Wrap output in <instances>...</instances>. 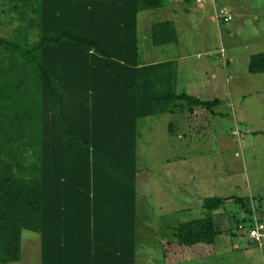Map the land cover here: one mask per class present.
<instances>
[{"label":"trees","instance_id":"1","mask_svg":"<svg viewBox=\"0 0 264 264\" xmlns=\"http://www.w3.org/2000/svg\"><path fill=\"white\" fill-rule=\"evenodd\" d=\"M0 1V264L20 259L24 229L40 234L41 264H135L137 121L219 100L178 94L173 62L140 60L137 14L163 0ZM149 39L176 43L174 22ZM248 71L264 72V52ZM218 233L212 216L174 230L180 246Z\"/></svg>","mask_w":264,"mask_h":264},{"label":"rangeland","instance_id":"2","mask_svg":"<svg viewBox=\"0 0 264 264\" xmlns=\"http://www.w3.org/2000/svg\"><path fill=\"white\" fill-rule=\"evenodd\" d=\"M237 1L239 10L233 15L227 10L232 17L228 22L216 18L222 8L218 2L215 10L210 4L199 14L195 0L179 4L163 0L162 7L137 14L140 60L144 61L148 47L152 53L158 50L150 43L148 27L174 20L187 59L212 61L216 85L209 86L201 98L219 102L209 118L214 132L208 128L209 134L184 141L177 136L178 111L137 121L135 264H264V245L248 238V220L236 221L242 208L235 200L247 199L249 189L255 196L264 194V72L248 71L251 56L264 52V0ZM178 15L185 18L183 23H178ZM9 26L0 24V34ZM174 44L160 53L173 51L178 56V40ZM224 58L234 63L224 65ZM223 196L229 198L221 205L229 219L215 221L219 233L214 242L180 246L175 227L215 216L216 212L202 208V201ZM263 203H251V212L264 209ZM240 232L246 239L240 238ZM234 243L240 246L234 248ZM6 264H41L40 234L22 230L20 259Z\"/></svg>","mask_w":264,"mask_h":264},{"label":"crops","instance_id":"3","mask_svg":"<svg viewBox=\"0 0 264 264\" xmlns=\"http://www.w3.org/2000/svg\"><path fill=\"white\" fill-rule=\"evenodd\" d=\"M170 1H176L179 3L181 2H186L187 0H170ZM236 0H221L218 3L222 4L221 7L226 8L228 11H230V13H233L237 10H239L238 8V3H240V1L235 2ZM215 3V4H214ZM193 4H195V7L198 10L199 14H203V11L205 9H209L210 8V4L213 8V10H215V6H216V1L215 0H195V2H193ZM183 6V4H182ZM184 9V7H178ZM237 8V9H236ZM179 12V11H178ZM185 12H187L185 10ZM215 13V12H214ZM236 14V13H235ZM180 16L178 15V23H183V20L185 18H179ZM256 18V17H255ZM169 20V19H168ZM174 22V20H172ZM155 23V22H154ZM152 25V24H151ZM151 25L148 27L149 28V32H150V28ZM148 32V33H149ZM179 26H178V56H174L173 51H170L169 53L163 55L160 53L159 50H165L170 46H175L174 43H170L164 46H158L157 47V52L152 53L149 49V47L146 49L145 52V58L144 61H142L144 64L146 63H159V62H166V61H171L174 63V72H175V89L176 92L178 94L180 93H186L189 95H193L196 96L200 99L201 98V93H208L207 88L211 85H216V74L213 71V64L209 63L212 62L208 59H203V60H189L187 59V54L185 51H183V48L181 47L180 44V39H179ZM149 36V35H148ZM174 44V45H171ZM146 46H148V43L146 42L145 44ZM167 46V47H165ZM155 47V46H153ZM170 55V57H169ZM221 55H223V52L221 53ZM225 57V56H224ZM189 58V57H188ZM232 59V58H231ZM226 60V58H224L223 63L225 65V61H227L228 63L233 64L234 60ZM178 62V64L176 65V63ZM197 87V88H196ZM191 89H194V91H191ZM205 100V99H202ZM218 105V104H217ZM206 108L203 107H194L192 111H189L187 109V106L185 105V103L183 101L178 102V140L179 141H184L187 139V137L192 136V135H197V134H209L210 132H208V128H209V118L211 119L214 116V113L212 111H205ZM201 124H200V123ZM201 127L200 131L197 130V127ZM209 131L214 132V129L209 128ZM263 191V190H262ZM248 195L249 197L247 199H244L243 204L245 206H242L241 203H239L241 205V210L239 212V215L237 216L236 221H240L242 219H246L245 221H247L248 219H250V212L248 213V209L251 210L250 206L251 203H254L255 206L257 204H261L262 201H264V194H262V196H255L254 194H252V190H248ZM226 198V201L229 200L228 196H223ZM232 200V199H231ZM253 204V205H254ZM264 204V203H263ZM202 206V204H201ZM249 206V207H248ZM245 210H244V209ZM215 213V216H213V220L214 221H225L226 218H228L227 213L225 212V209L223 207L218 208L217 210L213 211V213ZM253 212L256 213L258 220L260 222L264 221V209L262 208L260 211H255L253 210ZM252 212V213H253ZM251 213V216H252ZM221 220V221H220ZM238 224V223H237ZM227 228V226H225V229ZM245 232L242 233L240 232V238L241 239H246L244 237ZM244 246H246L247 244H243ZM238 246H240V244L234 243L233 247L234 248H238ZM245 249H247V247H245Z\"/></svg>","mask_w":264,"mask_h":264},{"label":"built area","instance_id":"4","mask_svg":"<svg viewBox=\"0 0 264 264\" xmlns=\"http://www.w3.org/2000/svg\"><path fill=\"white\" fill-rule=\"evenodd\" d=\"M218 12L219 14H216L217 19H221L225 22H228L232 19L227 9L220 8ZM251 217L252 221L247 229V236L248 238L253 239L255 242H257L258 246L261 247L264 245V223L258 220V217L255 212H253ZM238 228L242 230L243 226L239 224Z\"/></svg>","mask_w":264,"mask_h":264},{"label":"clouds","instance_id":"5","mask_svg":"<svg viewBox=\"0 0 264 264\" xmlns=\"http://www.w3.org/2000/svg\"><path fill=\"white\" fill-rule=\"evenodd\" d=\"M253 214V213H252Z\"/></svg>","mask_w":264,"mask_h":264}]
</instances>
